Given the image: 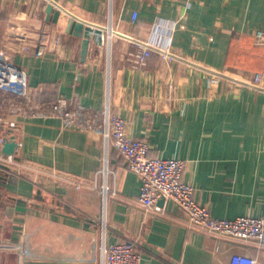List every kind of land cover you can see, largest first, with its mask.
Masks as SVG:
<instances>
[{"label": "crops", "instance_id": "obj_1", "mask_svg": "<svg viewBox=\"0 0 264 264\" xmlns=\"http://www.w3.org/2000/svg\"><path fill=\"white\" fill-rule=\"evenodd\" d=\"M47 3L59 9L56 21L46 19ZM70 17L111 33V50L91 40L81 59ZM255 29L264 31V0H0V49L26 68L36 100L63 96L118 113L150 155L183 160L194 199L218 219L264 212V44ZM131 39L157 48L142 66L125 57ZM0 138L39 170L0 167V264H93L98 231L88 219L99 214V194L51 173L113 188L107 240L135 241L140 264H230L233 253L264 264L254 244L187 228L171 200L157 201L163 212L140 208L139 176L99 133L23 117L0 122Z\"/></svg>", "mask_w": 264, "mask_h": 264}, {"label": "built area", "instance_id": "obj_2", "mask_svg": "<svg viewBox=\"0 0 264 264\" xmlns=\"http://www.w3.org/2000/svg\"><path fill=\"white\" fill-rule=\"evenodd\" d=\"M136 19V13L131 15ZM257 44H264V31L255 29L251 32ZM113 35L106 32L104 42L111 50ZM135 48L125 53L126 59L133 67L142 66L145 59L157 48L142 40L131 39ZM28 46H23L27 50ZM155 49V50H154ZM254 79H260L256 73ZM23 117H56L61 121V128L92 131L99 133L106 142L117 150L125 166L135 172L140 179L136 204L149 211L163 212L157 200H171L184 212L183 223L187 228L197 229L207 234L232 239L241 243H251L264 252V212L259 216L239 215L233 218L218 219L210 215L209 210L199 204L193 197L194 188L182 178L184 162L178 158H163L149 154V145L145 138H134L126 134L125 119L118 113L110 112L108 107L97 109L81 103L72 104L67 98L58 96L49 101H38L35 91L29 85L27 70L15 63L5 49H0V122L12 127ZM3 139L0 138V144ZM0 164L19 175L22 170H39L16 160L14 153L0 151ZM52 182L63 181L75 188L96 190L100 198L99 214L88 219L98 231L97 255L93 264H140L143 247L130 239L116 242L107 240V201L114 194L113 188L103 182L99 185L89 184L70 177H55ZM230 264H257L255 256L233 253Z\"/></svg>", "mask_w": 264, "mask_h": 264}, {"label": "water", "instance_id": "obj_3", "mask_svg": "<svg viewBox=\"0 0 264 264\" xmlns=\"http://www.w3.org/2000/svg\"><path fill=\"white\" fill-rule=\"evenodd\" d=\"M44 12L46 14V19H49V16L52 15L51 16L52 21H56L59 15V9H54L51 3H47L45 5ZM66 31L69 32L70 34H73L74 36L81 37V46H80L81 59H84V57L86 56L88 50V44L91 40L100 48L104 44V33L95 34L96 32L95 33L92 32V30L88 28L83 21L76 19L74 17L69 18L66 25ZM15 147H16V142H14L13 140L4 139L0 151L5 154L13 153ZM0 167H5L8 169V166L4 164H0ZM50 187L55 191L58 192L60 191V188L58 186L51 185ZM160 199L164 200L162 197H160L158 200Z\"/></svg>", "mask_w": 264, "mask_h": 264}]
</instances>
